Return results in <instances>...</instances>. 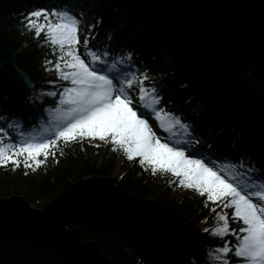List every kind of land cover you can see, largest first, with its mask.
<instances>
[{"label":"trees","instance_id":"1","mask_svg":"<svg viewBox=\"0 0 264 264\" xmlns=\"http://www.w3.org/2000/svg\"><path fill=\"white\" fill-rule=\"evenodd\" d=\"M258 1L263 5L264 16V0ZM39 7L73 10L80 20L77 51L82 56L86 54L83 38L88 34L89 47L102 58L107 51L108 57L104 59L109 65L116 61L121 78L133 72L137 80L140 74L148 77L144 84L149 93L155 87V94L160 96V103L154 104L160 117L158 121L151 109H145L149 113L145 119L161 142L185 145L186 154L197 149V158H204L205 162L210 159L216 170L259 183L255 177L264 174V151L255 149L225 123L207 116L174 74L162 43L141 32L136 19L126 11L111 8L105 0H0V41L15 52L18 68L33 84L32 93L24 100L0 95V127L10 132L6 143L51 139L64 120L65 101L59 94L71 83L63 80L54 67L61 55L59 48L54 50L43 34L37 37L24 26V15ZM261 38L257 56L239 62V72L245 83L264 92V28ZM64 70L61 62L60 71ZM53 92L57 95H50ZM131 94L137 95L135 90ZM166 118L173 122L169 130L159 126ZM177 119L180 123L175 122ZM56 143L55 156L38 157L45 163L34 166V170L22 164L15 168L11 164L0 165V198L22 196L31 207L41 209L77 181L109 177L130 193L177 209L200 229L198 249L177 255L129 228L113 211L99 213L74 226L113 264H223L221 256L228 264H234L239 259L234 254L218 252L223 240L228 241L230 248L236 241L231 233L221 237L211 231L223 223L217 212H231L221 207L219 201H207L196 191L181 186L172 173L146 170L138 163L139 158L129 160L122 149H113L110 142L85 138L69 143L61 139ZM227 219L230 229L239 223L231 215Z\"/></svg>","mask_w":264,"mask_h":264},{"label":"water","instance_id":"2","mask_svg":"<svg viewBox=\"0 0 264 264\" xmlns=\"http://www.w3.org/2000/svg\"><path fill=\"white\" fill-rule=\"evenodd\" d=\"M105 1L162 43L174 74L207 116L264 151V92L239 72V62L258 53L264 21L258 0ZM32 89L15 52L0 41V95L24 100ZM106 211L170 252L199 247V229L178 210L130 193L112 178L87 177L43 209L22 196L0 198V264H113L74 227Z\"/></svg>","mask_w":264,"mask_h":264},{"label":"snow or ice","instance_id":"3","mask_svg":"<svg viewBox=\"0 0 264 264\" xmlns=\"http://www.w3.org/2000/svg\"><path fill=\"white\" fill-rule=\"evenodd\" d=\"M23 20L24 26L35 36L43 34L45 42L54 50L59 48L61 55L54 67L63 80L70 81L71 87H65L59 94L65 101L64 120L51 139L6 143L10 132L0 127V165L11 164L15 168L22 164L34 170V166L45 163L38 157L55 156L56 141L61 139L65 143L85 138L110 142L113 149H122L129 160L139 158L138 163L146 170L172 173L181 186L196 191L207 201H219L221 207L231 209L230 213H216L223 223L211 231L221 237L231 233L236 241L230 248L228 241L223 240L218 252L234 254L239 258L234 264H264V174L255 177L258 184L243 177L237 179L222 169L216 170L210 159L205 162L204 158H197V149L186 154L185 145L161 142L145 119L149 115L145 109H151L159 121L160 112L154 104L160 103V96L155 94V87L149 93L144 84L148 77L143 74L138 80L135 72L121 78L116 61L109 65L104 59L108 57L107 51L103 58L92 51L88 34L83 38L86 54L78 53L80 20L71 8L39 7L28 11ZM117 60L123 63L119 57ZM61 62L64 71H60ZM133 90L137 93L135 97L131 94ZM175 122L180 123L179 119ZM159 126L165 127L164 122L160 121ZM228 215L239 222L236 227L229 228ZM220 259L228 264L223 256Z\"/></svg>","mask_w":264,"mask_h":264},{"label":"bare ground","instance_id":"4","mask_svg":"<svg viewBox=\"0 0 264 264\" xmlns=\"http://www.w3.org/2000/svg\"><path fill=\"white\" fill-rule=\"evenodd\" d=\"M254 1H256V0H254ZM261 5V4H260ZM263 6V5H262ZM262 12H263V10H262ZM262 24H263V22H262ZM263 27V26H262ZM264 28V27H263ZM263 33V32H262ZM261 36H262V34H261ZM261 38V37H260ZM262 39V38H261ZM261 39L259 40V42L261 41ZM258 42V43H259ZM259 50V49H258ZM258 54V53H257ZM257 56V55H256ZM183 85H184V83H183ZM166 128H168V126H166ZM46 206V205H45ZM40 209V208H39ZM41 209H43V208H41ZM175 209V208H174ZM175 210H177V209H175ZM106 212H110V211H106ZM114 212V211H113ZM99 213H102V212H99ZM98 213V214H99ZM116 215H117V213L116 212H114ZM97 215V214H96ZM117 217H118V215H117ZM119 218V217H118ZM122 221V220H121ZM125 223V222H124ZM134 230V229H133ZM198 239V238H197ZM167 251V250H166ZM175 253V252H174ZM175 254H181V255H184V253H175Z\"/></svg>","mask_w":264,"mask_h":264},{"label":"rangeland","instance_id":"5","mask_svg":"<svg viewBox=\"0 0 264 264\" xmlns=\"http://www.w3.org/2000/svg\"><path fill=\"white\" fill-rule=\"evenodd\" d=\"M4 97V96H3ZM6 97V96H5ZM8 98V97H7ZM148 110H150V109H148ZM170 119H165V121H164V124H165V127H162L163 129H166V126H169L170 125ZM97 140H99V139H97ZM100 141V140H99ZM174 175V174H173ZM197 227V226H196ZM76 228V227H75ZM197 229H198V227H197ZM200 230V229H199Z\"/></svg>","mask_w":264,"mask_h":264}]
</instances>
